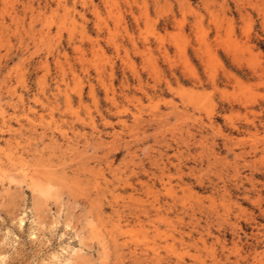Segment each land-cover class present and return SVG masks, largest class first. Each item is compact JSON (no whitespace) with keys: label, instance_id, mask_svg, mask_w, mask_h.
Listing matches in <instances>:
<instances>
[{"label":"rangeland","instance_id":"374dc122","mask_svg":"<svg viewBox=\"0 0 264 264\" xmlns=\"http://www.w3.org/2000/svg\"><path fill=\"white\" fill-rule=\"evenodd\" d=\"M0 264H264V0H0Z\"/></svg>","mask_w":264,"mask_h":264},{"label":"bare ground","instance_id":"6f19581e","mask_svg":"<svg viewBox=\"0 0 264 264\" xmlns=\"http://www.w3.org/2000/svg\"><path fill=\"white\" fill-rule=\"evenodd\" d=\"M159 257V256H158Z\"/></svg>","mask_w":264,"mask_h":264}]
</instances>
